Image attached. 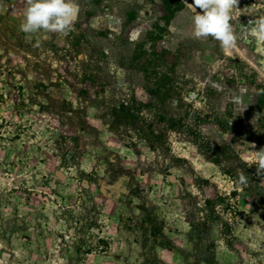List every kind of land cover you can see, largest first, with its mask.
Wrapping results in <instances>:
<instances>
[{
  "label": "rangeland",
  "instance_id": "obj_1",
  "mask_svg": "<svg viewBox=\"0 0 264 264\" xmlns=\"http://www.w3.org/2000/svg\"><path fill=\"white\" fill-rule=\"evenodd\" d=\"M25 3L0 0V264H264V0L230 51L192 0H78L32 34Z\"/></svg>",
  "mask_w": 264,
  "mask_h": 264
},
{
  "label": "clouds",
  "instance_id": "obj_2",
  "mask_svg": "<svg viewBox=\"0 0 264 264\" xmlns=\"http://www.w3.org/2000/svg\"><path fill=\"white\" fill-rule=\"evenodd\" d=\"M237 3L238 0H192L195 38L211 36L222 49L230 51L235 44L231 12ZM79 11L78 0H26L20 30L26 34L64 33L71 30ZM252 31L257 40L264 41V18L254 20ZM255 162L258 172H264V148L256 151ZM247 179L243 173L239 175L241 184L247 183Z\"/></svg>",
  "mask_w": 264,
  "mask_h": 264
},
{
  "label": "trees",
  "instance_id": "obj_3",
  "mask_svg": "<svg viewBox=\"0 0 264 264\" xmlns=\"http://www.w3.org/2000/svg\"><path fill=\"white\" fill-rule=\"evenodd\" d=\"M163 51V50H162ZM161 51V52H162ZM163 53H165L164 51H163ZM170 54V53H169ZM169 63H171V64H169V65H171V67L173 68L174 67V64L172 63V62H169ZM175 68V67H174ZM173 71H174V69H172ZM173 71H171V72H173Z\"/></svg>",
  "mask_w": 264,
  "mask_h": 264
}]
</instances>
